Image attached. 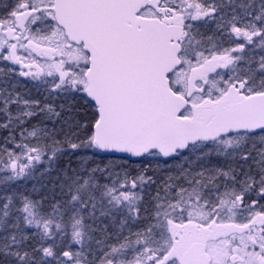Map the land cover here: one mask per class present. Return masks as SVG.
<instances>
[{
  "label": "snow or ice",
  "instance_id": "obj_1",
  "mask_svg": "<svg viewBox=\"0 0 264 264\" xmlns=\"http://www.w3.org/2000/svg\"><path fill=\"white\" fill-rule=\"evenodd\" d=\"M2 7L0 264H264V0Z\"/></svg>",
  "mask_w": 264,
  "mask_h": 264
},
{
  "label": "flooded vegetation",
  "instance_id": "obj_2",
  "mask_svg": "<svg viewBox=\"0 0 264 264\" xmlns=\"http://www.w3.org/2000/svg\"><path fill=\"white\" fill-rule=\"evenodd\" d=\"M13 2H14V0H0V14H2L4 12V8L2 7V5L12 4Z\"/></svg>",
  "mask_w": 264,
  "mask_h": 264
},
{
  "label": "trees",
  "instance_id": "obj_3",
  "mask_svg": "<svg viewBox=\"0 0 264 264\" xmlns=\"http://www.w3.org/2000/svg\"><path fill=\"white\" fill-rule=\"evenodd\" d=\"M209 34H211V32H209ZM29 88H31V84H29ZM33 94H35L34 91H33Z\"/></svg>",
  "mask_w": 264,
  "mask_h": 264
}]
</instances>
